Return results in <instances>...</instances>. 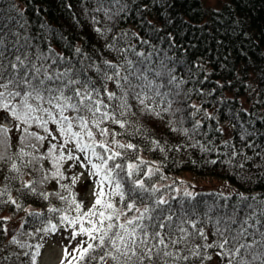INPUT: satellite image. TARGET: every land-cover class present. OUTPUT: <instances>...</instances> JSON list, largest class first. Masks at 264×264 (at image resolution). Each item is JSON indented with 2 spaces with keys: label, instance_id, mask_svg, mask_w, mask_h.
Returning <instances> with one entry per match:
<instances>
[{
  "label": "snow or ice",
  "instance_id": "1",
  "mask_svg": "<svg viewBox=\"0 0 264 264\" xmlns=\"http://www.w3.org/2000/svg\"><path fill=\"white\" fill-rule=\"evenodd\" d=\"M92 2L95 4L92 12H102L109 21L131 8L129 0ZM156 2L165 3L166 0ZM67 7L71 8L72 5ZM142 7L147 8L148 5ZM92 20L98 22L95 15ZM94 31L106 39L111 28L106 26L103 29L95 28ZM15 35L18 42L20 35ZM127 36V32L119 33L105 44L118 57L123 56L120 63L108 59L97 63L81 47H75V54L83 55V59L77 61L79 67L54 52L51 47L47 52L39 48L35 52L29 51L28 48L33 46L28 45L27 37L21 46L25 50L17 48L12 53L14 59H9L5 54L6 42L0 37V162L10 161L8 171L16 174L5 176V181L19 180L21 167L30 169V172L38 175V179L24 181L18 192L25 196L36 195L44 200L55 196L67 205L63 210L49 207L50 213H59L58 223L53 222L56 217H49L41 228L36 229L44 236L56 235L61 229L70 230L60 264H109V261L111 264H211L214 257L219 259L220 264H264V198L238 192L235 194L237 202L230 205L228 202L232 195L219 193L224 204L209 205L203 218L189 210L178 214L170 203L177 199L176 196L166 199L162 194L157 195L161 193L160 187L147 184L160 173V169L149 165L139 155L142 149L138 144L117 139L125 134L133 137L139 135L152 146L151 150L165 151L160 141L152 139L143 125H137L130 119L136 113L129 100L134 98L139 102L142 115L158 117L161 112L172 111L173 103L180 102L169 98V92L161 93L159 89L163 85H154L152 81L147 85L134 83V80H147L145 70L139 65L148 60L151 54L137 52L132 45L121 47L120 41H126ZM129 52L141 59L133 61L128 58ZM85 61H89L86 67L96 73V79L86 74ZM164 67L167 68V65ZM172 71L168 70V83L175 84L179 89L184 81H178ZM155 75L160 77L163 73L157 71ZM109 82L114 83L119 91L109 90ZM137 88L141 91L137 92ZM145 88L148 91H144ZM153 91L156 97H161V102L167 101L166 108L156 111L146 103L153 99L148 94ZM180 94L177 90L175 96L179 97ZM192 107L200 110L196 105ZM205 116L213 119L206 111ZM49 124L56 125L55 132L58 135L49 129ZM109 125H117L123 132H116ZM13 126L20 134L21 147L14 153L20 160L19 164L7 151ZM34 126L46 135L30 131ZM199 127L200 122L197 121L196 130ZM241 128L242 140L255 133V130L249 131L243 125ZM172 131L181 130L173 128ZM216 131L222 132L223 129L218 127ZM183 133L187 135L188 129H183ZM45 141L48 147L45 152H40ZM69 144L73 147L69 148ZM236 155L233 151V158ZM44 160L52 164V170L43 167ZM227 163L231 164L232 160L229 159ZM65 165L67 168L78 165L84 169L70 177V185L61 183L66 178L61 170ZM239 167L243 168L244 165L240 164ZM85 172L94 185L93 203L86 211L84 201L77 200L78 193L73 191ZM160 178L165 177L161 175ZM49 180H55L68 195L41 191L38 186ZM165 187L172 188L171 185ZM174 191L180 193L178 187ZM7 192L8 185L5 184L0 189V197ZM182 195L195 198L187 189ZM0 203L21 207L10 195L7 200H0ZM70 212L76 214L70 215ZM128 213L133 215L129 216ZM29 215L41 214L30 212ZM193 216L196 218L193 219ZM201 224L212 226L211 236L215 239H210L204 227L199 226ZM9 242L21 249L26 247L15 236ZM69 245H72L71 249ZM27 247L36 250L23 252V256L29 257L31 264H36V257L43 245ZM16 255L20 256L19 253Z\"/></svg>",
  "mask_w": 264,
  "mask_h": 264
},
{
  "label": "trees",
  "instance_id": "2",
  "mask_svg": "<svg viewBox=\"0 0 264 264\" xmlns=\"http://www.w3.org/2000/svg\"><path fill=\"white\" fill-rule=\"evenodd\" d=\"M129 3L131 8L127 13L109 21L102 12H92L95 7L92 0H0V37L7 45L5 54L9 59H14L12 53L17 48L25 50L21 46L25 44L24 38L27 37L28 45L33 46L28 48L29 51L35 52L39 48L47 52L51 47L54 52L71 60L77 67V61L83 59V55L75 54L77 46L97 63L103 59L120 63L123 56L118 57L105 44L119 33L127 32L126 41H120L121 47L128 48L132 45L137 52L151 54L148 60L139 65L145 70L147 80H134V83L147 85L152 81L154 85H163L159 89L161 93L169 92V98L180 101L172 104V111L161 112L158 117L142 115L139 102L134 98L129 100L136 113L130 119L137 125H143L150 137L160 141L165 149L151 150L152 146L139 135L133 137L125 134L117 137L121 142L131 141L138 144L142 149L139 155L149 165L160 169V173L147 181V184L157 185L163 180L161 175L166 177L190 171L202 177L227 181L234 189L232 193H223L232 195L228 202L230 205L237 202L235 194L238 192L264 198V0H231L219 9L207 6L204 0H166L165 3H157L156 0H135L133 3L129 0ZM69 4L72 5L71 8L67 7ZM145 4L148 5L147 8L142 7ZM93 15L98 22H93ZM106 26L111 28V32L105 39L94 29H103ZM16 33L20 35L18 42ZM128 58L133 61L141 59L131 52L128 53ZM161 61L164 62L163 65ZM88 63L89 61L84 62L86 74L96 79V73L86 67ZM169 69L173 70L172 75L178 81H184L179 89L175 84L168 83ZM157 71L163 75L157 77ZM108 87L109 90L119 91L112 82H109ZM177 90L181 93L179 97L175 96ZM136 91L141 89L137 88ZM144 91L148 89L145 88ZM148 94L153 96V99L146 101L150 107L156 111L167 107V101L161 102V97H156L154 91ZM242 98L245 99L244 102ZM192 105L200 110L197 111ZM176 109L179 111H175ZM205 111L213 119H208ZM197 121L200 122L198 130L195 128ZM224 123L227 124L230 134H226ZM241 125L249 131L255 130V133L242 140ZM48 127L55 132L56 125L49 124ZM109 127L116 132H123L117 125ZM218 127L223 131L217 132ZM173 128L181 131H172ZM183 129H188L187 135L183 133ZM30 131L46 135L35 126ZM19 135V132L16 135L9 133L10 147L7 149L8 154L18 164L20 160L14 153L21 147ZM225 141L228 143L225 144ZM47 147L48 142L45 141L40 152H45ZM233 151L237 153L234 158ZM229 159L232 160L231 164L227 163ZM213 160L216 161L215 164L212 163ZM8 163L0 162V189L5 184L8 185V192L0 200H7L10 195L21 207L0 203V217L4 211L22 212L23 220L16 233L10 236L5 220L0 219V264H31L30 258L23 256V252L31 253L36 249L27 245H44L52 236H44L36 229L41 228L49 217H56L53 222L58 223L59 213H50L49 207L63 210L67 205L55 196L44 200L36 195L25 196L18 192L17 189L24 181L38 179V175L21 167L19 180L5 181V176L16 175L8 171ZM42 164L45 169L52 170L49 161L44 160ZM240 164L244 167L240 168ZM66 166L61 169L66 177L61 183L70 185V173ZM38 187L41 191L68 195V192L59 188L55 180H49ZM160 188L161 193L157 195L165 196L171 190L167 187ZM73 191L78 193L75 187ZM219 193L222 192L199 191L194 193V199L179 195L170 203L178 214L189 210L203 218L209 205L224 204ZM170 197L172 196L168 198ZM78 198L80 197L77 195V200ZM116 200L118 203V198ZM27 207L31 210L26 211ZM30 212L41 215H29ZM199 226L204 227L210 239H215L211 236L210 224ZM12 236L26 247L21 249L10 243ZM41 250L42 247L39 253ZM17 253L20 254L19 257ZM38 256L36 264H41ZM215 259L220 264L219 259Z\"/></svg>",
  "mask_w": 264,
  "mask_h": 264
},
{
  "label": "rangeland",
  "instance_id": "3",
  "mask_svg": "<svg viewBox=\"0 0 264 264\" xmlns=\"http://www.w3.org/2000/svg\"><path fill=\"white\" fill-rule=\"evenodd\" d=\"M231 0H204V3L207 6H211L215 9L221 8L224 4L229 3ZM244 102L245 99L242 98ZM246 108L248 107L245 103ZM223 125L226 134H230L229 128L227 124ZM12 135H16L17 131L13 126L12 131L10 132ZM55 133V132H54ZM58 135V133H55ZM69 148H72L73 145L69 144ZM67 167V166H66ZM84 169L80 168L78 165L72 168H68L69 179L71 176L79 174L83 172ZM167 185H171V190L164 196L166 199L169 196H179L183 194V191L187 189L191 191L193 194L199 191H219L222 193H232V186L225 180L218 179L215 177H202L194 172L183 171L179 174H172L170 176H166L161 182L157 183L158 187H165ZM93 182L88 178L87 173L81 177L79 182L75 185V190L78 192L79 201H84V210L86 211L89 207H91L93 203ZM180 189V193L177 194L174 189ZM31 210L30 207H27L26 211ZM129 215V214H128ZM131 216V214L129 215ZM1 217H8V219H4L6 222V228L8 229L9 235H13L16 233L19 226L22 224L23 213H14L11 211H4L1 214ZM70 231V230H69ZM69 231L60 230L56 235H52L49 237L44 243L41 253L38 256V260H40L41 264H60L63 248L65 244H68L67 237L69 236ZM62 233V235H61ZM75 243V242H73ZM72 245H69V249H71ZM211 264H218L217 259H213Z\"/></svg>",
  "mask_w": 264,
  "mask_h": 264
}]
</instances>
